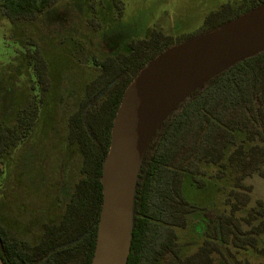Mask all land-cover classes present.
I'll return each instance as SVG.
<instances>
[{
    "label": "trees",
    "instance_id": "trees-1",
    "mask_svg": "<svg viewBox=\"0 0 264 264\" xmlns=\"http://www.w3.org/2000/svg\"><path fill=\"white\" fill-rule=\"evenodd\" d=\"M59 1L0 0V14L18 27L36 21ZM261 5L264 0H243L235 8L222 5L205 18L203 31ZM121 13L118 8V17ZM184 41L153 30L147 39L130 41L117 54L94 61L98 74L86 84L77 110L67 119V142L76 145L82 156L81 178L59 221L45 224L34 246L26 247L0 224L2 264H90L102 202L101 165L123 93L148 62ZM28 44L34 49H26L25 57L42 103L50 85L47 65L39 46L34 41ZM37 115L38 107L31 103L17 117L16 128L0 131V156L29 133ZM204 165L216 167L217 178L230 175L232 188L225 199L230 213H206L208 221L202 224L206 238L195 252L183 257L175 230L184 229L199 209L185 199L182 179L187 174L200 187L198 176ZM253 175L264 178V51L194 91L151 138L134 189L127 264H212L213 253L223 256L222 246L254 248L262 225L244 231L242 222L249 223V218L234 215L250 200L251 188L243 181ZM257 204L256 214L264 218V207L260 201Z\"/></svg>",
    "mask_w": 264,
    "mask_h": 264
},
{
    "label": "rangeland",
    "instance_id": "rangeland-1",
    "mask_svg": "<svg viewBox=\"0 0 264 264\" xmlns=\"http://www.w3.org/2000/svg\"><path fill=\"white\" fill-rule=\"evenodd\" d=\"M242 1L60 0L36 21L18 27L0 14V129L16 128L25 108L31 103L38 107L30 133L0 158V224L13 238L34 246L43 226L59 221L81 178L82 156L67 142V119L77 110L86 84L98 74L94 61L117 54L130 41L147 39L153 30L174 40L197 36L204 32L208 15ZM31 41L41 50L50 81L42 103L25 57L26 49H34ZM201 172L200 187L187 174L182 179L185 199L199 209L184 229L175 230L183 257L206 238V213H230L225 204L232 188L230 175L217 178V168L210 165ZM243 183L251 188L250 200L234 215L249 218V223L242 222L244 231L262 225L263 232L255 236L254 248L222 246L223 256L213 253L212 264H264V218L256 214L258 201L264 207V178L253 175Z\"/></svg>",
    "mask_w": 264,
    "mask_h": 264
},
{
    "label": "water",
    "instance_id": "water-1",
    "mask_svg": "<svg viewBox=\"0 0 264 264\" xmlns=\"http://www.w3.org/2000/svg\"><path fill=\"white\" fill-rule=\"evenodd\" d=\"M263 51L261 5L164 50L138 72L123 93L101 165L102 202L90 264H127L138 172L163 121L209 80Z\"/></svg>",
    "mask_w": 264,
    "mask_h": 264
},
{
    "label": "flooded vegetation",
    "instance_id": "flooded-vegetation-1",
    "mask_svg": "<svg viewBox=\"0 0 264 264\" xmlns=\"http://www.w3.org/2000/svg\"><path fill=\"white\" fill-rule=\"evenodd\" d=\"M27 108H28V107H27ZM27 108H25V109H27ZM25 109H24V110H25ZM24 110H23V111H24ZM23 111H22V112H23ZM21 114H22V113H21ZM37 116H38V115H37ZM36 119H37V118H36ZM35 121H36V120H35ZM33 126H34V125H33ZM5 127H6V126H4L3 128H5ZM3 128H1L0 131H1ZM8 128H10V127H8ZM31 129H32V128H31ZM20 131H21V130H20ZM30 131H31V130H30ZM30 131H29V133H30ZM29 133H28V134H29ZM20 134H21V132H20ZM28 134H27V135H28ZM27 135H22V136L19 138V140L22 139L23 137H26ZM17 141H18V140H17ZM15 145H16V144H15ZM12 148H13V147H12ZM10 149H11V148H9V149L6 150L5 152H3L2 155L0 156V158H1L5 153H7ZM53 224H54V223H53ZM43 227H44V226H43ZM42 231H43V228H42ZM41 233H42V232H41Z\"/></svg>",
    "mask_w": 264,
    "mask_h": 264
}]
</instances>
